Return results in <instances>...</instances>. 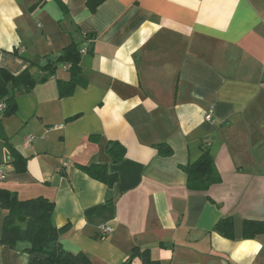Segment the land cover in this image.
<instances>
[{
    "label": "crops",
    "instance_id": "1",
    "mask_svg": "<svg viewBox=\"0 0 264 264\" xmlns=\"http://www.w3.org/2000/svg\"><path fill=\"white\" fill-rule=\"evenodd\" d=\"M72 43L88 50L71 95L58 86L70 64L15 92L3 123L26 170L0 139V187L53 201L61 246L94 264H123L135 247L160 264H264V232L245 233L246 221L264 222V0H106L94 13L86 0H0V69L39 78ZM112 141L126 147L120 162ZM202 146L215 166L200 190L184 168ZM91 164L107 165L115 185L79 168ZM226 218L230 238L216 231ZM26 247L0 243V264H28Z\"/></svg>",
    "mask_w": 264,
    "mask_h": 264
},
{
    "label": "trees",
    "instance_id": "2",
    "mask_svg": "<svg viewBox=\"0 0 264 264\" xmlns=\"http://www.w3.org/2000/svg\"><path fill=\"white\" fill-rule=\"evenodd\" d=\"M106 0H86L87 7L94 13ZM63 8L65 6L63 5ZM67 11V9L65 8ZM83 50V49H82ZM76 43L68 46L56 61L49 60L48 64L41 67L42 76L37 78L32 76L28 68L19 75H13L8 70L0 69V97L5 102L6 108L0 114V139L6 142L11 149V157L17 171L26 170V159L22 158L19 152L14 150L7 139L3 119L16 114L17 102L15 92L23 89L30 92L38 83L46 81L55 76L60 66L70 64L68 69L71 72L69 81H58L59 94L61 98L71 95L77 85L84 82L81 77L82 67L80 58L83 54ZM162 156H170L173 149L166 143L156 145ZM202 154L193 163L187 165L184 170L187 174L188 184L196 189H204L214 180V160L209 147L202 146ZM108 153L115 162H120L126 155V147L117 141H112L108 145ZM79 168L91 178L104 183L112 188L117 175L111 173L105 164L79 165ZM0 208L5 210L3 235L0 243L15 245L19 242L27 243L25 252L30 257L28 264H94L85 254H73L65 251L59 241L61 230L53 224V212L55 203L45 197H37L28 200H21L16 193L0 187ZM218 231L223 236L232 237V222L230 218L221 220L217 226ZM264 232V222L246 221L245 233L248 237H253ZM41 254L46 259H32V254ZM133 257H138L143 264H160L158 260L152 259L148 249L142 250L135 247L133 255L123 264H130Z\"/></svg>",
    "mask_w": 264,
    "mask_h": 264
},
{
    "label": "built area",
    "instance_id": "3",
    "mask_svg": "<svg viewBox=\"0 0 264 264\" xmlns=\"http://www.w3.org/2000/svg\"><path fill=\"white\" fill-rule=\"evenodd\" d=\"M87 48H84L82 50L83 53H86L87 52ZM6 108V105H5V102L3 101V99L0 97V114L4 111V109ZM215 107L213 105L209 106L206 114H205V120L207 122H212L214 123L215 122ZM33 137H30L28 138L25 143H24V146L26 148H30L31 147V143L33 141ZM5 175H6V170H5V167L4 166H0V180H3L5 178ZM99 230L101 232L102 235H106V234H109L112 232V228H110L109 226L107 225H101L99 227Z\"/></svg>",
    "mask_w": 264,
    "mask_h": 264
},
{
    "label": "water",
    "instance_id": "4",
    "mask_svg": "<svg viewBox=\"0 0 264 264\" xmlns=\"http://www.w3.org/2000/svg\"><path fill=\"white\" fill-rule=\"evenodd\" d=\"M31 258H32V259H41V260L46 259L45 256H43V255H41V254H36V253L32 254V255H31Z\"/></svg>",
    "mask_w": 264,
    "mask_h": 264
},
{
    "label": "rangeland",
    "instance_id": "5",
    "mask_svg": "<svg viewBox=\"0 0 264 264\" xmlns=\"http://www.w3.org/2000/svg\"><path fill=\"white\" fill-rule=\"evenodd\" d=\"M18 136H17V138L18 137H21V138H23V140H24V137H25V135H24V133H19V134H17ZM29 137H32V136H27L26 138H29ZM25 138V139H26ZM15 139H16V136H15Z\"/></svg>",
    "mask_w": 264,
    "mask_h": 264
}]
</instances>
